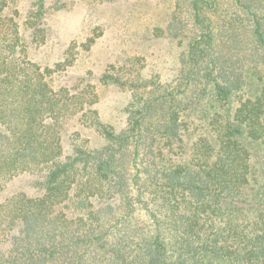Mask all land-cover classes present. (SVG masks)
Returning <instances> with one entry per match:
<instances>
[{"label": "trees", "instance_id": "obj_1", "mask_svg": "<svg viewBox=\"0 0 264 264\" xmlns=\"http://www.w3.org/2000/svg\"><path fill=\"white\" fill-rule=\"evenodd\" d=\"M170 14L172 76L123 56L99 78L128 95L116 130L89 79L55 84L75 42L41 67L0 6V264H264V0Z\"/></svg>", "mask_w": 264, "mask_h": 264}, {"label": "rangeland", "instance_id": "obj_2", "mask_svg": "<svg viewBox=\"0 0 264 264\" xmlns=\"http://www.w3.org/2000/svg\"><path fill=\"white\" fill-rule=\"evenodd\" d=\"M175 1L0 0L1 24L7 26L12 19L16 22L27 56L41 67H52L62 60L69 44L75 42V59L55 75V84L78 77L89 79L98 94L93 106L104 122L118 130L125 124L128 95L99 78L108 64L123 56L131 57L135 67L144 63L133 56H143L146 69L159 70L167 76L174 74L179 48L159 29L170 20ZM91 35L96 40L84 49L79 44ZM8 189L31 192V184L19 176Z\"/></svg>", "mask_w": 264, "mask_h": 264}]
</instances>
